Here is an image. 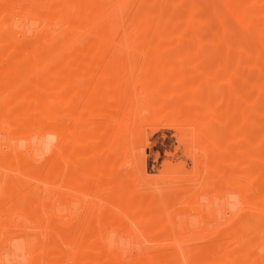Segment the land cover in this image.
Segmentation results:
<instances>
[{
    "label": "rangeland",
    "instance_id": "obj_1",
    "mask_svg": "<svg viewBox=\"0 0 264 264\" xmlns=\"http://www.w3.org/2000/svg\"><path fill=\"white\" fill-rule=\"evenodd\" d=\"M250 2L255 22L240 23L236 9ZM263 7L264 0H0V264H92L78 256L91 245L100 250L88 251L95 264H264V156L252 158L249 141H264V41L256 33ZM142 34L163 38L151 39L155 48ZM99 36L111 37L101 57L92 53ZM51 97L63 112L44 115L40 100ZM213 111L221 120L201 124ZM63 122L59 135L43 128ZM197 130L221 155V174L197 160ZM254 161L263 164L259 176ZM132 196L135 208L126 202ZM150 204L147 216L155 217L138 218L135 210Z\"/></svg>",
    "mask_w": 264,
    "mask_h": 264
},
{
    "label": "bare ground",
    "instance_id": "obj_2",
    "mask_svg": "<svg viewBox=\"0 0 264 264\" xmlns=\"http://www.w3.org/2000/svg\"><path fill=\"white\" fill-rule=\"evenodd\" d=\"M241 2H242V1H241ZM255 2H256V0H255ZM243 3H248V2H244V1H243ZM234 4H235V3H234ZM237 4H239V3H237ZM253 4H254V6H255V3H254V2H253V3L250 2V5H249V6L243 4L244 6L242 5V6L239 7V8L237 7V9H236L237 20H238L240 23H243V24H251V23L255 20V17H254V14H253L254 11L252 10V9H254ZM252 7H253V8H252ZM262 9L264 10V7H263ZM233 10H234V8H233ZM251 10H252L253 12H252ZM254 10H255V9H254ZM256 10H257V9H256ZM257 11H258V10H257ZM263 12H264V11H263ZM255 14H256V13H255ZM139 17H140V16H139ZM143 17H144V16H143ZM136 20L139 21V22H138L139 26L144 25L145 23H146V25H147V22H146L145 19H144V20H140V19L137 18ZM148 20H149V19H148ZM137 21H135V22L137 23ZM149 21H150V20H149ZM149 21H148V22H149ZM254 22H255V21H254ZM138 24H136V25H138ZM148 24H149V23H148ZM141 27H143V26H141ZM103 29H104V28H103ZM137 29H138V27H137ZM156 29H157V28H156ZM143 30H144V29H143ZM138 31H139V30H138ZM58 32H59V31H58ZM256 33L258 34V36H260L261 41H262V40L264 41V39H262V34L264 35V20H263V22L261 23L260 27H257V28H256ZM259 33H262V34H259ZM60 34H61V33H60ZM108 34H109V33H108ZM108 34H107V35H108ZM144 34H145V33H144ZM155 34H156V33H155ZM157 34H158V32H157ZM58 35H59V34H58ZM139 35H141V34H139ZM142 35H143V34H142ZM99 37H100V36H99ZM99 37H97L96 39H98ZM137 37H138V36H137ZM100 38H101V39H100ZM100 38H99L98 40H99V41L101 40L102 43H96V44H94V45L92 46V53L95 54V56L98 54L99 57H101V56H102V53L105 51V50H103V49H106V48H105V44H103V42L106 41L107 39L109 40V38H111V37H108V36H102V37H100ZM141 38L148 39V41H150L152 38H156V39H158V41L160 42L161 40H159V39H162L163 36H161V35H160V36H159V35H156V36H149V35H148V36H144V35H143V36H141ZM263 38H264V37H263ZM53 39H54V38H53ZM53 39H52V40H53ZM139 40H142V39H139ZM153 40H154V39H153ZM153 40H151L152 42L150 41V44H149V45H154V42H155L156 40H154V41H153ZM49 41H50V40H49ZM94 41H95V40H94ZM146 41H147V40H146ZM173 41H174V40H173ZM47 42H48V41H47ZM50 42H51V41H50ZM143 42H144V40H143ZM36 43H37V42H36ZM40 43L42 44V42H40ZM45 43H46V42H45ZM105 43H106V42H105ZM152 43H153V44H152ZM161 43H162V42H161ZM41 44H38V43H37V45H35L34 48H33V51H34L36 54L38 53V56H39V55H43V54H40V53L44 52V51H42L43 48H44V46H43V44H42V45H41ZM143 44H144V43H143ZM145 44H146V42H145ZM158 44H159V43H158ZM262 44L264 45V43H262ZM14 45H15V44H14ZM89 45H90V44H89ZM149 45H147V46H149ZM21 46H23V45H21ZM83 46H84V44H83ZM86 46H87V45H86ZM154 46H155V48H156V45H154ZM161 46H162V45H161ZM23 47H24V46H23ZM79 47H80V46H79ZM12 48H13V47H12ZM18 48H20L19 45H18ZM74 48H75V47H74ZM147 48H148V47H147ZM20 49H21V48H20ZM75 49L78 50L77 48H75ZM82 49H83V48H82ZM120 49L122 50V49H124V47L119 48L118 50H120ZM149 49H150V48H149ZM190 49H191V48H190ZM46 50H47V49H46ZM146 50H147V49H146ZM146 50H145V52H146ZM162 50H163V49H162ZM25 51H26V50H25ZM40 51H41V52H40ZM72 51H73V50H72ZM81 51H82V50H81ZM126 51H127V50H126ZM0 52H1V51H0ZM21 52H23V50H22ZM78 52H79V51H78ZM78 52H77V54H78ZM118 52H119V53H122V54H125V55H124L125 57H126V54L129 53V52L124 53V52H125V49H124V52H123V51H121V52L118 51ZM145 52H144V50H143V53H145ZM148 52H149V51H148ZM148 52H147V53H148ZM150 52H151V51H150ZM150 52H149V53H150ZM157 52H159V51L156 50V55L158 54ZM56 53H57V52H56ZM113 53H114V52H113ZM173 53H175V52H173ZM1 54H2V53H0V55H1ZM61 54H62V53H61ZM85 54H86V52H85ZM88 54H90V53H88ZM116 54H117V53H116ZM141 54H142V53H141ZM159 54H160V53H159ZM166 54H167V52H166ZM169 54H171V53H169ZM176 54H177V53H176ZM178 54H179V53H178ZM190 54H191V53H190ZM15 55H16V54H15ZM47 55H48V54H47ZM52 55H53V54H52ZM52 55H51V56H52ZM54 55H55V54H54ZM117 55H118V54H117ZM145 55H146V54H145ZM163 55H164V53H163ZM183 55H184V54H183ZM18 56L21 57V58H22L23 56H24L25 58L27 57V56H25V55H23V54H22V55H19V54H18ZM18 56H16V57H18ZM71 56H72V55H71ZM93 56H94V55H93ZM118 56H120V55H118ZM147 56H149V55H147ZM157 56H158V55H157ZM10 57H11V56H10ZM24 57H23V58H24ZM64 57H67V56H64ZM64 57H63V58H64ZM68 57H70L69 54H68ZM75 57L78 58L77 56H75ZM75 57H74V58H75ZM145 57H146V56H145ZM152 57H153V56H152ZM159 57H160V56H159ZM163 57H164V56H163ZM184 57H185V56H184ZM253 57H254V56H253ZM21 58H13L12 60H13V61L15 60V61H14V62H16L15 65H17V63H20V64H19V66H20V65H22V63H23V62H22L23 59H21ZM74 58H73V59H74ZM76 58H75V59H76ZM88 58H89V57H88ZM88 58H87V60L89 61L90 59H88ZM97 58H98V57H97ZM160 58H161V57H160ZM83 59H84V60H83ZM85 59H86L85 57L82 58V60H83L82 62H83V63H81V64H84V63H85V62H84ZM162 59H163V58H162ZM10 60H11V59H10ZM18 60H19L20 62H19ZM76 60H78V62L80 63L79 60H81V59H80V57H79V58L76 59ZM13 61H12V62H13ZM74 61H75V60H74ZM90 61H91V60H90ZM150 61H151V60H150ZM152 61H153V58H152ZM154 61H155V60H154ZM12 62H11V64L14 63V62H13V63H12ZM33 62H34V61H32V63H33ZM92 62H93V61H92ZM148 62H149V60H148ZM156 62H157V61H156ZM24 63H25V62H24ZM69 63H70V62H69ZM71 63H72V64H71ZM71 63H70V65H72V66H73V64H74V65H75V64L78 65V64H77V61H75V62H72V61H71ZM87 63H88V62H87ZM149 63H150V62H149ZM92 64H94V63H92ZM160 64H162V63H160ZM163 64H164V62H163ZM150 65H151V64H150ZM152 65H153V64H152ZM10 66H11V65H10ZM66 66H67V65H66ZM66 66H64V67H66ZM68 66H69V65H68ZM68 66H67V67H68ZM147 66H149V65H147ZM155 66H156V65H155ZM12 67H13V66H11V68H12ZM14 67H15V66H14ZM17 67H18V66H17ZM17 67H16V69H18ZM80 67H81L82 69H84L83 67H86V65H83V66L81 65ZM105 67H106V69H104V70H106V71H105L104 73H107V72H108L107 70H111V67H112V66L110 67V65H108V66L106 65V66H104V68H105ZM173 67H174V66H173ZM19 68H21V67H19ZM54 68H57V67H54ZM68 68L71 69L70 66H69ZM153 68H154V67H153ZM66 69H67V68H66ZM73 69H74V68H73ZM82 69H80L81 71H80V73H78V74L83 73V72H82ZM86 69H87V67H86ZM18 70H19V69H18ZM57 70H59V69H57ZM74 70H75V69H74ZM87 70H88V69H87ZM90 70H91V69H90ZM156 70H158V69H156ZM84 71H85V69H84ZM19 72H20V71H19ZM62 72H63V71H62ZM71 72H72V71H71ZM87 72H90V71L88 70ZM167 72H168V71H167ZM73 73L75 74L76 72H73ZM73 73H71V75H72ZM233 73H234V72H233ZM236 73H237V72H236ZM263 73H264V72H263ZM1 74H2V73H1ZM83 75H84V73H83ZM261 76H262V75H261ZM71 78H73V77H71ZM71 78L68 79V81H67L68 84H69V83H70V84L73 83ZM66 79H67V78H66ZM66 79H65V80H66ZM259 79H260V78H259ZM39 80H40V79H39ZM65 80H64V81H65ZM100 81H102V82H101L99 85H101V86H105V87H106V86H109V85H110V86H115V87H120V86L122 85L121 82H119V81H116V82L110 81V82H108L109 80H108V81H107V80H99V81H97V83L100 82ZM259 81H260V80H259ZM40 82H41V85L43 86L44 83H43L42 81H40ZM65 82H66V81H65ZM256 82H257V81H256ZM36 83H37V82H36ZM257 83H259V82H257ZM70 84H69V85H70ZM73 85H74V84H73ZM73 85H72V86H73ZM75 85H76V84H75ZM199 85H200V84H199ZM201 85H202V84H201ZM32 86H33V85H32ZM32 86H30V87H32ZM42 86H41V87H42ZM70 86H71V85H70ZM179 86H180V85H179ZM187 86H188V85H187ZM196 86H197V83H196ZM213 86H214V85H213ZM33 87H34V86H33ZM36 87H37V86H36ZM39 87H40V86H39ZM173 87H174V86H173ZM28 88H29V87H28ZM28 88H27V89L25 88V90H28ZM179 88H180V87H179ZM33 89H35V88H31V90H33ZM37 89H39V88H37ZM43 89H44V88H43ZM174 89H175V87H174ZM189 89H190V88H189ZM203 89H204V88H203ZM207 89H208V88H207ZM214 89H215V88H214ZM21 90H22V89H21ZM23 90H24V89H23ZM29 90H30V88H29ZM208 90H209V89H208ZM33 91H34V90H33ZM33 91H32V93H36V94H37V92H33ZM169 91L171 92V90H169ZM169 91H168V92H169ZM195 91H196V90H194V93H195ZM23 92H24V91H23ZM23 92H21V93H23ZM26 92H27V91H25L24 93L27 94ZM168 92H167V94H170V93H168ZM176 92H177V91H176ZM207 93H208V92H207ZM214 93H215V92H214ZM19 94H20V93H19ZM41 94H42V93H41ZM187 94H188V93H187ZM196 94H197V93H196ZM204 94H205V92H204ZM54 95H56L55 92H54ZM54 95H53V96H54ZM58 95H59V94L57 93L56 97H57ZM172 95H173V94H172ZM191 95H192V93H191ZM193 95H194V94H193ZM197 95H198V94H197ZM221 95H222V94H221ZM39 96H40V95H39ZM39 96H38V98L41 99V97H39ZM50 96H52V95H50ZM60 96H61V97H60ZM198 96H199V95H198ZM200 96H202L201 98H203V94L200 95ZM213 96H214V95H213ZM56 97H55V98H54V97H51V98L49 99L48 102L46 101L47 98H46V99L44 98V100H40V102H44V104L41 105L42 107L40 106V108H39L38 111H40V112L43 113V114H44V113H45V114H48L49 112H54V114H58L59 112H63V109H61L62 107H60V109H57V110H56V104H55V102H56V101H55ZM76 97H77V96H73V94H70V95H68L66 101H67L68 103L72 104V103L75 101ZM192 97H195V96H192ZM215 97H216V96H215ZM222 97H223V96H222ZM57 98H58V101H59V98L63 99L62 95H59ZM186 98H187V96H186ZM223 98H224V97H223ZM188 99H189V97H188ZM192 99H193V98H192ZM204 99H205V96H204L203 100H204ZM206 99H207V98H206ZM50 100H51V101H50ZM63 100H64V99H63ZM102 100H103V99H101L99 102H101V103L104 104L105 101L102 102ZM189 100H190V99H189ZM193 100H195V99H193ZM201 100H202V99H201ZM220 100H221V99H220ZM255 100H256V99H255ZM19 101H20V100H19ZM25 101H26V100H25ZM30 101H31V100H30ZM45 101H46V102H45ZM61 101H62V100H61ZM170 101H171V100H170ZM177 101H179V100H177ZM190 101H191V100H190ZM207 101H208V99H207ZM256 101H258V100H256ZM4 102H5V101H4ZM20 102H21V101H20ZM20 102H19V103H20ZM180 102H181V100H180ZM180 102H179V103H180ZM197 102H198V101H197ZM203 102H204V101H203ZM205 102H206V101H205ZM259 102H260V100H259ZM6 103H8V102H6ZM61 103H62V102H61ZM101 103H99V105H100ZM168 103H169V102H168ZM168 103H167V105H169ZM171 103H172V102H171ZM176 103H178V102H176ZM262 103H263V101H262ZM4 104H5V103H4ZM8 104H9V103H8ZM8 104H7V106H8ZM30 104H31V107H33L32 102H31ZM57 104H58V102H57ZM188 104H189V103H188ZM202 104H203V103H202ZM208 104H209V103H208ZM215 104H216V103H215ZM215 104H214V105H215ZM234 104H235V103H234ZM165 105H166V104H165ZM171 105H173V104H171ZM209 105H210V104H209ZM219 105H220V104H219ZM14 106H15V105H14ZM22 106H23V105H22ZM22 106H21V107H22ZM162 106H163V105H162ZM176 106H177V104H176ZM185 106H186V105H185ZM188 106H189V105H188ZM190 106H191V105H190ZM193 106H194V105H193ZM203 106H205V105H203ZM206 106H207V105H206ZM210 106H211V105H210ZM231 106H233V105H231ZM24 107H25V106H24ZM69 107H70V106H69ZM69 107H68V108H69ZM102 107H104V106H102ZM168 107H169V106H168ZM170 107H171V106H170ZM174 107H175V105H174ZM186 107H187V106H186ZM207 107H208V106H207ZM2 108H3V107H2ZM16 108H17V107H16ZM16 108H15V109H16ZM22 108H23V107H22ZM28 108H29V110H30V109L33 110V108H30L29 106H27L26 111H27L28 113H31L30 111H28ZM34 108L36 109L37 107L35 106ZM165 108H167V107H165ZM179 108H180V107H179ZM188 108H189V107H188ZM195 108H196V106H195ZM195 108H194V109H195ZM197 108L200 109V107H197ZM203 108H204V107H203ZM208 108H209V107H208ZM211 108L213 109L212 106H211ZM214 108H216V107H214ZM261 108H263V107H261ZM20 109H21V108H20ZM190 109H192V108L190 107ZM201 109H202V108H201ZM217 109H218V108H217ZM243 109H244V108H243ZM259 109H260V108H259ZM259 109H258V110H259ZM23 110H24V108H23ZM59 110H61V111H59ZM100 110H101V109H100ZM102 110H104V109H102ZM177 110H178V109H177ZM180 110H181V109H180ZM188 110H189V109H188ZM203 110H205L204 112H206V110H207L206 107H205V109H203ZM203 110H202V112H203ZM213 110H214V109H213ZM215 110H216V109H215ZM224 110H225V112H226V109H224ZM228 110H229V109H228ZM231 110H232V112H230V114H229V112H228L229 115H232L233 113H235V112H234V111H235V108H232ZM57 111H58V112H57ZM104 111H106V110H104ZM172 111H173V110H172ZM182 111H183V110H181V111H179V112L182 113ZM207 111H211V110L208 109ZM11 112H12V111H11ZM27 112L24 113V114H22V120H24L25 118L27 119V117H28V113H27ZM32 112H33V114H32V113L29 114V115L31 116V118H33L32 116L34 115V118L31 119V120H35L34 122H37L36 119L39 120V119H38V116H39L40 114H39V112H34V111H32ZM100 112H101V111H100ZM173 112H174V111H173ZM177 112H178V111H177ZM185 112H186V111H185ZM185 112H184V113H185ZM202 112H200V113H202ZM219 112H220V111H213V112H210V113H209V116L206 115V117H207V116H208V117H207L205 120H202V123H201V124H203V125H206V124H208V125H209V124H213L212 122H214V121L220 119V113H219ZM243 112H244V111H243ZM13 113H14V112H13ZM98 113H99V111H98ZM174 113H176V112H174ZM181 113H179V114H181ZM184 113H183V114H184ZM189 113H190V111H189ZM191 113H192V112H191ZM236 113H237V112H236ZM17 114H18V113H17ZM45 114H44V115H45ZM52 114H53V113H52ZM104 114L108 115V113H106V112H105ZM177 114H178V113H176V115H177ZM183 114H182V115H183ZM185 114H187V113H185ZM194 114H195V113H194ZM203 114H206V113H203ZM100 115H101V114H100ZM190 115H192V114H190ZM196 115H197V114H196ZM103 116H104V115H103ZM186 116H187V115H186ZM202 116H203V115H202ZM202 116H201V117H202ZM241 116H242V115H241ZM244 116H245V115H244ZM39 117H40V116H39ZM177 117H181V116L177 115ZM228 117H229V116H228ZM13 118H14V117H13ZM15 118H16V117H15ZM103 118H104V117H103ZM237 118H238V117H237ZM240 118H242V117H240ZM42 119H43V118H42ZM80 119H81V118H80ZM105 119H106V118H105ZM186 119H187V118H186ZM227 119H228V118H227ZM231 119H232V118H231ZM243 119H244V118H243ZM29 120H30V117H29ZM31 120H30V122H31ZM220 120H221V119H220ZM106 121H108V120H106ZM224 121H225V120H224ZM230 121H231V120H230ZM237 121H238V120H237ZM239 121H240V120H239ZM244 121H245V120H244ZM34 122H32V123H34ZM39 122H41V121H39ZM235 122H236L235 120H234V122H233V120L231 121V123H233V124H235ZM64 123H65V122H63V123H58V124L63 125ZM102 123H103V122H102ZM220 123H221V121H220ZM54 124H57V123H54ZM54 124H51V125H50V124H47V125H45L43 128H45L46 130H47V129H48V130H52V131L54 132V134H58V135H59V133H62L63 130L65 129V128H64V125L61 126V127H58L59 125L56 126V125H54ZM68 124H69V123H68ZM103 124H104V123H103ZM214 124H215V123H214ZM238 124H239V123H236V124H235L236 127L239 126ZM11 125H13V124H11ZM35 125H37V124H35ZM70 125H72V123H70ZM217 125H218V124H217ZM220 125H224V124H220ZM255 125H256V123H255ZM257 125H258V124H257ZM67 126H69V125H67ZM201 126H202V125H201ZM227 126H228V125H227ZM97 127H98V126H97ZM228 127L231 128L230 125H229ZM232 127H234V126H232ZM101 128L103 129L104 126H102ZM205 128H206V127H205ZM216 128H217V127H216ZM256 128H258V127H256ZM45 129H44V130H45ZM69 129H70V128H69ZM228 129H229V128H228ZM231 129H232V128H231ZM234 129H235V128H233V130H234ZM21 130H22V129H21ZM48 130H47V131H48ZM98 130H101V129H98ZM106 130H107V129H105V130H101L100 132H102V131L105 132ZM203 130H204V129H203ZM52 131H51V132H52ZM210 131L213 132V130H210ZM229 131H230V130H229ZM240 131H241V130H240ZM21 132H22V131H21ZM223 132H224V131H223ZM47 133H48V132H47ZM200 133H201V132H200L199 130H197V132L195 133V136L192 137V141H193V139H194V141H195V143H194V141H193L194 146H197V145L199 144V146H197V147L194 148V149H195V155H196V157H197V160H199V161L201 162V164L204 162V163H205V164H203L204 166L207 165L206 162H205V160H206V161H207V160H210V161H209L210 163L208 164L207 167L209 168V166H210V168H209L210 170H216V171L218 170V171H219V170H220V165H221V164H220L221 162H219V161H221V159L218 160V158H220V157H217L216 155H219V156H221V155H220V154H216V153H215L216 155H215V154H212V150H211L209 144H207L209 141H207V143H204L205 141H204V142H200V139L198 138V136H199ZM229 133L232 134L233 132L231 131V132H229ZM229 133H228V134H229ZM237 133H238V132H237ZM239 133H240V132H239ZM197 134H198V135H197ZM205 134H207V133H205ZM210 134H211V132H210ZM213 134H214V133H213ZM218 134H219V133H218ZM234 134H235V133H234ZM232 135H233V134H232ZM236 135H237V134H236ZM60 136H61V135H60ZM60 136H59L58 138H60ZM207 136H208V135H207ZM207 136H206V137H207ZM209 136H210V135H209ZM218 136H219V135H218ZM229 136H230V135H229ZM212 137H213V136H212ZM233 137H234V136H233ZM233 137H232V138H233ZM235 137L237 138L238 136H235ZM196 138H197V139H196ZM215 138H216V137H215ZM219 138H220V137H219ZM223 138H224V137H223ZM198 139H199V140H198ZM207 139H208V138H207ZM253 139H254V138H253ZM232 140H233V139H232ZM259 140H262V139L259 138ZM259 140L257 141V140H251V139H249V141L253 142V144L255 145V146H254V145L251 143V145L254 146L253 149H255V150H253V149H252L253 151L251 150V152H253V155H252V153H251L250 156H251V157L254 156V157H252V158H254V159H255V157H257L258 159H261V156H264V155H260V156H259V154L262 153V152H259V149H263V146H262V143H261V142H264V141H259ZM210 141H211V143H212L213 138L210 137ZM222 141H224V140H222ZM249 141H248V142H249ZM224 142H225V141H224ZM234 142H235V141H234ZM209 143H210V142H209ZM217 143H218V142H217ZM226 143L228 144V142H225V144H226ZM244 143H245V142H244ZM244 143H243V144H244ZM214 144H215V141H214ZM223 144H224V143H223ZM240 144H241V143H239V146H240V147H237V148H241V149H242V147H241ZM14 145H15V144H14ZM229 145H230V143H229ZM236 145H238V143L235 144V147H236ZM245 145H246V144H245ZM245 145H244V146H245ZM217 146H218V145H215V147H217ZM225 146H226V145H225ZM230 146H231V145H230ZM244 146H243V147H244ZM226 147H227V146H226ZM260 147H262V148H260ZM12 148H14V147H11V149H12ZM221 148H222V147H221ZM223 148H225V147H223ZM223 148H222V149H223ZM228 148H230V147H228ZM228 148H227V150H230V149H228ZM231 148H232V147H231ZM237 148H236V150H237ZM244 148H245V147H244ZM62 149H63V148H61V150H62ZM219 149H220V148H219ZM225 149H226V148H225ZM13 150H16V148L13 149ZM220 150H221V149H220ZM220 150H218V151H220ZM236 150H235V151H236ZM238 150H239V149H238ZM209 151L211 152L212 155H209V154H208V153H210ZM221 151H222V150H221ZM245 151H246V149H244V152H245ZM213 152H215V151H213ZM230 152H231V150H230ZM238 152H240V151H238ZM56 153H58V150L56 151ZM59 154H60L59 157H61V156L63 155L62 153H59ZM221 154H222V153H221ZM228 154H229V153H228ZM231 154H232V152H231ZM237 154H238V153H237ZM237 154H235V156H236ZM262 154H263V153H262ZM222 155H223V154H222ZM224 155H225V154H224ZM14 156H15V155H14ZM230 156H231V155H230ZM246 156H247V154H246ZM246 156H245V157H246ZM250 156H248V157L245 159V160H246V163H248V160H247V159H248ZM226 157H229V156L226 155ZM238 157H241V156H238ZM61 158H62V157H61ZM51 159H52V160H50L51 162H50V163L48 162L49 165H50L51 167L54 166V167L57 168V165H58L59 163L57 164V162L55 161V160H56L55 158H51ZM54 159H55V160H54ZM232 159H233V160H232ZM236 159H239V158H236ZM236 159H235L234 157H232V158H230V161H232V162L234 161V162H235ZM258 159H257V161H258ZM61 160H63V159H61ZM222 160H223V159H222ZM223 161H225V160H223ZM227 161H228V160H227ZM242 161H243V160H242ZM257 161H254V162H256L255 165H253L254 162H252V166H253V168H252V173H253L254 176H259L258 173H261V174H262V172H260V169H261L263 166H262L261 168H259V166H260V165H263V164H260V163L257 164ZM261 161L264 162V158H263V157H262ZM244 162H245V161H244ZM48 163H47V164H48ZM240 163L243 164L242 162L239 161V164H240ZM246 163H245V165H246ZM62 164H63V163H62ZM218 164H219V165H218ZM59 165H61V164H59ZM61 166H62V168H61L60 166H59V169L57 168L59 171L63 170V166H65V165L63 164V165H61ZM218 167H219V168H218ZM231 167H232V166H231ZM250 167H251V165H250ZM215 168H218V169H215ZM236 168H237V167H236ZM47 169H50V168H47ZM52 170H53V169H52ZM218 171H217V172H218ZM262 171H264V170H262ZM54 172H55V170H54ZM56 172H57V171H56ZM61 172H62V171H61ZM61 172H58V174H56V176L58 177V175H61V174L64 175V173H63V172L61 173ZM220 172H221V171H220ZM220 172H218V173H220ZM229 172H230V171H229ZM234 172H235V170H234ZM234 172H233V174H234ZM238 172H239V171H238ZM52 173H53V172H52ZM59 173H60V174H59ZM105 173H106V172H105ZM236 173H237V172H236ZM103 174H104V173H103ZM220 174H221V173H220ZM54 175H55V174H54ZM54 175H53V176H54ZM104 175H105V174H104ZM225 175H228V173L225 174ZM262 176H263V175H262ZM227 177H229V175H228ZM239 177H240V176H239ZM260 177H261V176H260ZM221 178H222V177H221ZM258 178H259V177H258ZM228 179H230V178H228ZM260 179H261V178H260ZM105 180H106V179H105ZM145 180H147V179H145ZM158 180H159V179H158ZM160 180L162 181V179H160ZM232 180H233V179H232ZM257 180H258V179H257ZM149 181H150V179H149ZM156 181H157V180H156ZM165 181H166V180H165ZM227 181H228V180H227ZM229 181H230V180H229ZM157 182H158V181H157ZM210 183H211V182H210ZM231 183H232V182H231ZM233 183L238 184L239 181H237V182L234 181ZM258 183H259V182H258ZM109 184H110V183H109ZM111 184H112V183H111ZM160 184H161V182H160ZM228 184H229V183H228ZM261 184H262V183H261ZM149 185H150V183H149ZM255 185H258V184H255ZM263 185H264V184H263ZM263 185H262V186H263ZM217 193H218V192H217ZM220 193H221V192H220ZM263 193H264V192H262V194H263ZM241 194H242V193H241ZM243 194H244V193H243ZM243 194H242V195H243ZM155 195H156V194H155ZM221 195H222V194H221ZM256 195L258 196V194H256ZM260 195H261V194H260ZM222 196H225V195H222ZM133 197H134V196L131 197L132 199L130 198V201H126V202H127V204H130V206H133V207H134V205H132V204H133L134 199H136V198H135V197L133 198ZM261 197H262V196H261ZM121 198H122V197H121ZM127 198H129V197H127ZM222 198H223V197H222ZM263 198H264V197H263ZM254 199L256 200L255 197H254ZM136 200H137V199H136ZM187 201L189 202V201H192V200H189V199H188ZM187 201H186V202H187ZM137 202H138V201H137ZM137 202H134V204H136ZM261 202H262V201H261ZM150 203H151V202H150ZM251 203H252V202H251ZM137 204L140 205L139 203H137ZM146 204H147V203H146ZM146 204H145V205H146ZM178 204H179V205H183V207H184V205H186L187 203L185 204L184 202H180V203H178ZM188 204H189V203H188ZM190 204H192V203H190ZM193 204H194V203H193ZM253 204H254V203H252V205H253ZM141 205H142V204H141ZM141 205H140V206H141ZM179 205H175L174 208L176 209V207L179 206ZM261 205H262V204H261ZM148 206H149V205H148ZM148 206H146V208L143 207L142 210H141V209H140V210H135V211H136L135 213L138 212V213H137V214H138V215H137L138 218H142V219H143V217H145V218H144L145 220H143V221H147V220H148L147 218H149V219L152 220V218L155 217V216H152V217H151V215H150V217H151V218H150L149 215L147 216L148 213L146 212V209H147V208H151V210H152V208H153V207L151 206V204H150L151 207H150V206L148 207ZM133 207H132V208H133ZM180 207H181V206H180ZM190 207H191V206H190ZM190 207H189V208H190ZM195 207H196V205H195ZM130 208H131V207H130ZM134 208H135V207H134ZM181 208H182V207H181ZM136 209H139V208L136 207ZM183 209H184V208H183ZM191 209H193V208H191ZM262 209H263V208H262ZM148 210H149V209H148ZM188 210H189V209H188ZM194 210H195V209H194ZM198 210H199V209H198ZM258 210H260V209H258ZM149 211H150V210H149ZM152 211L154 212V210H152ZM175 211H176V210H175ZM178 211L182 212L181 209L177 210V212H178ZM184 211H185V210H184ZM196 211H197V210H196ZM200 211H202V210H200ZM180 212H179V213H180ZM179 213H178V214H179ZM185 213H186V212H185ZM185 213H184V215H186ZM193 213H194V212H193ZM199 213H200V212H199ZM263 213H264V212H263ZM208 214H209V213H208ZM208 214L205 215L206 218H207ZM182 215H183V214H182ZM175 216H177V215H174V217H175ZM257 216H259V215H257ZM137 217H136V214H135V219H134V220H137V221H138L139 219H136ZM146 217H147V218H146ZM172 217H173V216H172ZM179 217H182V216H179ZM186 217H187V216H186ZM188 217H189V216H188ZM193 217H194V216H193ZM199 217H200V215H199ZM176 218H178V217H176ZM194 218H195V217H194ZM201 218H202V217H201ZM256 218H257V217H256ZM256 218H255V219H256ZM258 218H259V217H258ZM204 219H205V218H204ZM151 220H150V221H151ZM182 220H183V219H182ZM192 220H193V219H192ZM202 220H203V219H202ZM137 221H136V222H137ZM180 221H181V220H180ZM257 221H258V220H257ZM141 222H142V220H141ZM255 222H256V221H255ZM257 223H259V222H257ZM189 224H191V222H190ZM192 224H193V223H192ZM209 225H210V224H209ZM218 228H219V227H218ZM215 230H216V229H215ZM217 230H218V229H217ZM63 233H64V231H60V234H63ZM213 233H214V232H213ZM211 248H212V247H211ZM92 249H97L98 251H100V250L98 249L97 246L94 248V245H91L90 247H87V248H86V247H85V248H82V249L79 251V254H78L79 258H80L82 261H86V262H90V263H92V264H95L99 258L96 257V256H92V257L89 256V254H88L89 252H88V251H91ZM211 251H212V250H211ZM106 255H107V254H106ZM106 255H105V257H106ZM192 257H194V255H192ZM213 257H214V256H213ZM199 258H200V257H199ZM215 258H216V257H215ZM100 259H101V258H100ZM186 259H189V258H186ZM186 259H185V260H186ZM197 259H198V257H197ZM189 260H190V259H189ZM193 260H194V259H193ZM199 260H200V259H198L197 261H199ZM94 261H95V262H94ZM199 262H201V261H199ZM203 262H204V261H203ZM217 262H218V261H217ZM87 264H88V263H87ZM210 264H211V263H210Z\"/></svg>",
    "mask_w": 264,
    "mask_h": 264
}]
</instances>
